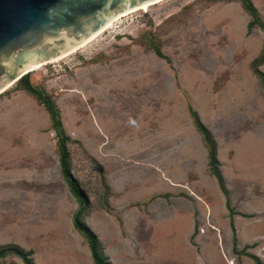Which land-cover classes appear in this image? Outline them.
<instances>
[{"label":"rangeland","instance_id":"obj_1","mask_svg":"<svg viewBox=\"0 0 264 264\" xmlns=\"http://www.w3.org/2000/svg\"><path fill=\"white\" fill-rule=\"evenodd\" d=\"M251 1L264 21V0ZM248 21L235 2L163 0L30 72L60 111L84 221L112 264L264 263V90L250 69L264 34ZM149 32L166 61L141 44ZM14 86L0 94V246L93 264L48 114ZM188 108L214 137L232 213Z\"/></svg>","mask_w":264,"mask_h":264},{"label":"water","instance_id":"obj_2","mask_svg":"<svg viewBox=\"0 0 264 264\" xmlns=\"http://www.w3.org/2000/svg\"><path fill=\"white\" fill-rule=\"evenodd\" d=\"M163 0H0V94L78 50L126 14Z\"/></svg>","mask_w":264,"mask_h":264},{"label":"trees","instance_id":"obj_3","mask_svg":"<svg viewBox=\"0 0 264 264\" xmlns=\"http://www.w3.org/2000/svg\"><path fill=\"white\" fill-rule=\"evenodd\" d=\"M214 2H225V3H238L242 11L248 16L249 21L246 25L247 32L252 29H259L264 34V21L259 15L258 10L254 6L251 0H212ZM141 44L144 46L145 50L151 51L156 57L162 60H167L160 50V42L151 32L144 34L141 37ZM264 65V42L259 55L251 62L250 69L252 74L258 79L262 89L264 90V73L259 70L261 66ZM15 91H22L29 97L33 98L35 102L43 107L45 112L48 114L50 121L51 130L54 132L56 139V154L58 157L59 171L63 178L68 191L71 196L74 197L77 202V209L72 215V226L80 233L86 241L90 257L93 264H112L109 259L105 256L103 252V247L97 238V236L91 231V229L86 225L84 218L87 214L88 200L84 194L79 182L72 175V163L71 155L68 149L69 144L72 143L70 137L66 134L62 121L60 111L50 95H48L42 88L37 87L32 84L30 80V73L21 77L14 86ZM189 117L191 122L201 137L202 144L206 150L207 159V169L209 174L214 177L220 190L226 196V206L228 207L230 213L232 209L229 207V200L227 198V191L224 186V181L222 174L220 172V163L217 159V145L211 132L202 124L199 119L198 114L191 108H188ZM75 142V141H74ZM77 143V142H76ZM94 164L99 169L100 178L102 186L104 189L103 200L107 204V199L110 195L109 186L107 185L105 178L103 176V167L98 164L94 159L91 158ZM107 207V206H106ZM235 238H233V245L235 247ZM15 256L19 258L23 264H34L31 256V251H25L21 247L15 244H9L5 246H0V263L7 256ZM254 264H264L260 260L253 256L246 254Z\"/></svg>","mask_w":264,"mask_h":264},{"label":"bare ground","instance_id":"obj_4","mask_svg":"<svg viewBox=\"0 0 264 264\" xmlns=\"http://www.w3.org/2000/svg\"><path fill=\"white\" fill-rule=\"evenodd\" d=\"M145 8H146V6H143V7H142L143 10H144ZM119 19H120V18H119ZM117 20H118V19H117ZM117 20H116V21H117ZM116 21H114L113 23H115ZM113 23H111L110 25H108V26L105 28V30L108 29L109 27H111V26L113 25ZM105 30H104V31H105ZM101 33H102V32H101ZM101 33H100V34H101ZM95 37H96V36H95ZM93 39H94V38H92L91 40H93ZM89 42H90V41H89ZM87 43H88V42H87ZM87 43H86V44H87ZM86 44H84V45H86ZM84 45H83V46H84ZM44 64H45V63H39V64H37V65H34V66L30 67V69H31V71H34V70L38 69L39 67H41V66L44 65ZM228 264H229V263H228Z\"/></svg>","mask_w":264,"mask_h":264}]
</instances>
